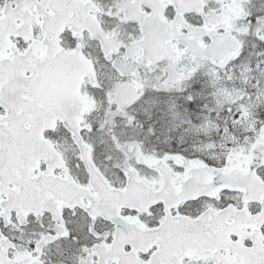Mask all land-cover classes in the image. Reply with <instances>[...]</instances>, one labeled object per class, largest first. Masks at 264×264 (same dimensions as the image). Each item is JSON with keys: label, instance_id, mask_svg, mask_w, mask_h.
Instances as JSON below:
<instances>
[{"label": "snow or ice", "instance_id": "obj_1", "mask_svg": "<svg viewBox=\"0 0 264 264\" xmlns=\"http://www.w3.org/2000/svg\"><path fill=\"white\" fill-rule=\"evenodd\" d=\"M0 264H264V0H0Z\"/></svg>", "mask_w": 264, "mask_h": 264}]
</instances>
